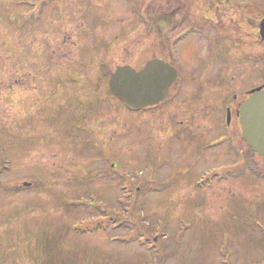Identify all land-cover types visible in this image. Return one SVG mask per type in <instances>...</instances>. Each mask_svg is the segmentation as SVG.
Masks as SVG:
<instances>
[{
  "label": "rangeland",
  "instance_id": "obj_1",
  "mask_svg": "<svg viewBox=\"0 0 264 264\" xmlns=\"http://www.w3.org/2000/svg\"><path fill=\"white\" fill-rule=\"evenodd\" d=\"M182 1L189 11L174 0H0V88L21 79L17 87L43 103L53 86L33 81L28 59L56 48L60 29L69 63L60 110L35 115L36 97L23 91L19 102L12 89L0 99V165H10L0 175V264L264 261V158L249 152L235 123L231 140L260 173L246 165L239 176L218 125L223 102L237 95L241 103L264 85V43L258 53L252 24L264 0ZM161 5L185 20L175 34L192 28L173 48L186 87L178 103L191 90L213 101L214 123L191 125L185 113L172 134L164 122L175 106L137 112L109 91L118 66L139 70L163 56L158 28L147 27ZM178 93L179 84L171 103Z\"/></svg>",
  "mask_w": 264,
  "mask_h": 264
},
{
  "label": "flooded vegetation",
  "instance_id": "obj_2",
  "mask_svg": "<svg viewBox=\"0 0 264 264\" xmlns=\"http://www.w3.org/2000/svg\"><path fill=\"white\" fill-rule=\"evenodd\" d=\"M174 1H178L181 2L183 4L184 1L182 0H174ZM206 3V2H205ZM240 4H245L244 2H241ZM186 5V4H185ZM239 7L242 9L244 8V6L239 5ZM153 8L156 9V12H160L161 14L157 16L156 21L154 19L148 20L147 21V27L149 28V30H151L153 27L158 28V35L160 36L159 38V42H160V47L163 48L164 50V54L163 56L160 57H155L157 59H160L162 61H165L167 63H170L172 66H174L177 69L178 72V79L177 82L175 83V85L172 87H176L179 84V93L176 96H173L172 98H174L175 102L171 103V99H170V93L168 95V98L166 99V101L164 103H162L160 106H158V111L163 113L168 107L170 106H175V111L172 112H168V116L165 119V123L167 124H163L164 125V130L166 131H170L171 134L172 132L177 133L178 130H180V126H184V123L180 124V121H177V119L179 120L183 114H188L189 116L187 118H183L182 120H190L191 125H197L196 121H197V117L199 118H203V119H209L211 120V117L213 115V113L209 112V110L212 111V105H213V101L210 103L208 102V104L205 102L204 99L199 98L196 99L195 97L197 96L195 91L193 93V91L191 90V92L189 93V95L186 98V101H184L183 103H178L179 98L181 97L180 93H182V91L186 88L183 86L182 82H181V70H179L176 65L174 60H176V57H174V52L167 53V43L170 42L172 39L175 38V36H180L182 33H184V37L185 36H189L191 34L190 31V26H187V28H185V31H182L178 34H175L179 25H177L179 22H181L182 24H184L185 20L181 21L179 20L181 17L180 15L176 14V10L173 11H166V9L164 8L163 5L161 6H154ZM186 8L188 10V5H186ZM209 8V5H208ZM189 11V10H188ZM262 17L260 16V14L258 15V17L256 18V20H252V24L254 25V28L256 29V33H257V52H260L261 49V36H260V29H261V19ZM250 22V21H249ZM181 24V25H182ZM189 24H193L192 22H190ZM192 27V26H191ZM188 29V32H186V30ZM63 30H57L55 35L57 36V38H60L56 45V48H52V47H45L46 50H44V53L42 54H38L36 52H34L33 54H30L29 59H28V65H30V67L33 69L34 71V75L31 74V77L33 76V81H36V83H40L42 85H52L53 88H50L49 92H48V97L44 100L43 103H41L39 100H37V96L35 93L32 92H26L22 89H19L18 86V82L21 80H18L17 83L13 86V88L8 87V89H5L4 87L0 88V99L5 98V92L10 94V89H12V94H10L9 98H11V101L13 102H19V97H18V93H20L21 91L32 94V97H36V101L34 106H36V112L34 113L35 115L41 114L42 112H46V110L50 107V114H52L54 111H58L62 108V104L64 103H68V99H66L65 97V86L63 84H61L59 82V80L61 78H64L65 74L69 71L68 68V46L67 43L65 42L66 39L63 38ZM172 36L171 40L169 39ZM186 37V38H187ZM185 38V39H186ZM49 39H51L49 37ZM35 41V40H34ZM50 44H53L52 42ZM36 44H33V47H35ZM173 57V58H172ZM20 60L22 59L21 56L19 58ZM18 59V60H19ZM17 63H20L19 61H17ZM36 72L38 73V79L36 76ZM79 88H81L79 86ZM171 88V89H172ZM170 92V91H169ZM55 94V98L58 99V109H56V106L54 104L53 101V95ZM205 98V97H203ZM21 99V98H20ZM170 99V100H169ZM238 100V96L234 95L232 97L231 100H227L225 102L222 103L223 109H225V118L223 121L218 122V125L225 129V130H229L230 133H228V135L226 134L227 137V144H229V148H230V153H229V157L231 158V161H233L235 164H231L233 165V167H236V172H239V176L244 175V169L245 166H255L254 163L252 162V164H250V158L248 155V151L247 152H242V149L238 148V144H234L235 141L231 140L234 137L236 138L239 135H242V130H241V126H240V120H239V114H238V110H239V106L240 103H237ZM37 102V104H36ZM170 104H169V103ZM76 103H80V102H76ZM169 104L166 108H164V105ZM207 104V105H206ZM38 106V107H37ZM40 106V107H39ZM219 106V107H222ZM196 117V119H195ZM213 123L214 121L211 120ZM236 123V131L238 132V134H234L233 132V125ZM217 125V123H216ZM193 127H190V131H192ZM187 130H189L187 128ZM45 135V133H44ZM228 138L230 140H228ZM243 144H244V140L243 138L241 139ZM233 141V142H232ZM206 143L204 145V147H207ZM203 146V145H202ZM207 149V148H206ZM203 150V148H202ZM250 152V150H249ZM230 165V166H231ZM48 171V170H46ZM238 176V177H239ZM237 177V178H238ZM33 187L32 184L29 187H25V188H31ZM20 189H23L22 187ZM34 203V202H33ZM33 203L29 202L25 204L24 210L27 208V206H31ZM24 210H17V214L22 213ZM252 264H260V260L258 259V261H254L251 262Z\"/></svg>",
  "mask_w": 264,
  "mask_h": 264
},
{
  "label": "water",
  "instance_id": "obj_3",
  "mask_svg": "<svg viewBox=\"0 0 264 264\" xmlns=\"http://www.w3.org/2000/svg\"><path fill=\"white\" fill-rule=\"evenodd\" d=\"M261 36L264 40V21ZM176 78L174 68L153 60L139 73L130 66L120 67L112 75L110 87L130 109L139 111L162 102ZM240 116L245 142L264 157V87L252 91L241 104Z\"/></svg>",
  "mask_w": 264,
  "mask_h": 264
}]
</instances>
